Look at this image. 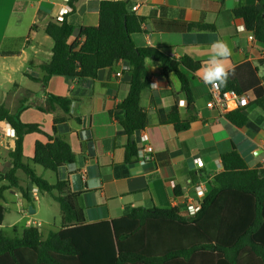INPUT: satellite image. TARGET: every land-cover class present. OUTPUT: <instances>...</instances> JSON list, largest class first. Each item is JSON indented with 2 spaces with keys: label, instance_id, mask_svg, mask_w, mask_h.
<instances>
[{
  "label": "crops",
  "instance_id": "crops-1",
  "mask_svg": "<svg viewBox=\"0 0 264 264\" xmlns=\"http://www.w3.org/2000/svg\"><path fill=\"white\" fill-rule=\"evenodd\" d=\"M10 1L13 8H6ZM101 1L81 0L75 3L74 11H67L68 0H0V16L8 11L6 28L15 19L8 45L13 49H0V105H6L12 112L24 106L21 120L39 124L49 135H54V120L66 117L60 135L71 144L77 161L55 177L57 181L58 177L69 176L72 189L81 192L78 202L85 221L112 220L126 215L133 207L147 210L177 207L182 215H187L188 204L197 202L195 186L203 185L208 188L207 193L211 191L212 178L223 170L221 155L232 150L238 151L250 168L264 173V112L250 107L247 113L250 125L234 126L224 113L207 107L210 86L201 78V69L211 56L210 45L220 39L232 49L226 61L230 68L249 64L258 69L256 77L264 85V44L250 39L244 21L233 14L236 8L252 6L257 0H126L129 12L143 18L142 31L133 36L138 47L159 48L174 59L187 56L202 63L197 72L182 67L194 95L193 114L198 118L188 130L176 133L171 124H161L159 119L167 115L176 101L182 117L189 116L181 83L175 74L165 77L160 62L146 59L151 84L158 81L159 85L151 86L141 95V105L150 117L149 126L133 135L134 139L124 134L123 113L116 110L129 94L130 77L124 61L98 71L93 82L54 76L47 85L33 80L42 79V65L52 57L54 40L45 32L47 23L61 20L69 13L68 21L76 28L96 26ZM192 23L210 25L212 29L189 27ZM250 74L253 78L254 73L246 69L238 77L246 81L250 80ZM19 92L20 97L15 96ZM48 93L71 97V115H65L59 108L52 112L39 110ZM248 94L253 97L252 90ZM12 130L5 121L0 122V169L4 172L11 166L9 153L15 139ZM47 140L44 134L27 135L25 160L33 156L36 141ZM132 142H136L139 150L151 147L153 160L146 166L137 158L129 167V177L118 179L112 166L124 162L126 146ZM94 178L99 181L98 187H90ZM6 185L0 181V187ZM31 199L29 202L16 189L3 191L0 204L5 214L0 229L14 235L34 226L30 219L38 213L36 204L41 199L32 190ZM239 258L257 259V254L244 253Z\"/></svg>",
  "mask_w": 264,
  "mask_h": 264
},
{
  "label": "trees",
  "instance_id": "trees-1",
  "mask_svg": "<svg viewBox=\"0 0 264 264\" xmlns=\"http://www.w3.org/2000/svg\"><path fill=\"white\" fill-rule=\"evenodd\" d=\"M78 1L81 0H68L71 11ZM233 14L244 21L246 31L256 41L264 44V0H257L252 6H240ZM68 16L69 13L45 26V32L54 40L52 57L42 65V79L33 80L47 85L54 76L93 82L98 71L124 61L129 68V94L116 110L123 113L124 134L133 136L149 126V114L141 105V95L151 88L146 69L149 58L162 64L165 77L171 73L178 77L189 113L183 118L176 101L159 122L171 124L180 133L197 120L192 108L194 95L182 67L197 72L202 63L187 56L174 59L159 48L138 47L133 36L142 31L143 18L129 12L126 0H102L96 26L76 28ZM189 27L212 29L210 25L197 23ZM77 29L82 41L75 37ZM246 69L254 74L245 81L238 74ZM257 73L258 69H252L249 64L240 65L226 84L220 86L223 93L236 90L245 95L252 90L253 97L245 108L224 113L236 127L250 125L247 115L250 107L264 112V85ZM71 103V97L48 93L45 105L39 110L52 112L59 108L69 116ZM24 109L21 105L12 112L6 105H0V122L5 121L15 132L14 147L9 153L11 166L7 172H0L1 181L7 183L0 187V198L3 191L17 189L32 202L31 190L36 187L60 206L61 227L45 236L35 225L14 235L1 230L0 264H264V173L250 168L238 151L221 155L223 170L212 178L211 191L196 215H182L177 207L152 210L133 207L122 217L88 223L78 202L81 192L72 189L70 177H58L52 184L35 169L39 166L59 175L61 169L76 163L77 155L71 144L60 135L66 117L54 120V135H49L39 124L21 120ZM32 134H44L48 140L36 141L33 156L27 161L24 140ZM138 152L136 142L128 143L124 162L112 166L116 178L129 177V167L137 161ZM19 172L25 174L28 185L22 184ZM4 214L5 208L0 204V222ZM244 253H256L257 259H240L239 255Z\"/></svg>",
  "mask_w": 264,
  "mask_h": 264
},
{
  "label": "rangeland",
  "instance_id": "rangeland-1",
  "mask_svg": "<svg viewBox=\"0 0 264 264\" xmlns=\"http://www.w3.org/2000/svg\"><path fill=\"white\" fill-rule=\"evenodd\" d=\"M14 6V3L10 1L9 4H6V8ZM9 20L8 18V11L6 10L1 16H0V49H13L11 48V46L9 45V36L11 33V28L14 25V21L15 19H11V22L9 24V28H6V23ZM7 29V30H6ZM21 93H17L15 94V96L20 97ZM75 123V122H74ZM2 169H0V172H4L1 171ZM36 171L39 175L44 176V178H46L47 180H49L51 183L56 181V177L55 174L52 173V171H46L44 170L42 167L37 166L36 167ZM7 172V171H5ZM4 172V173H5ZM18 176L21 178L22 180V184L24 186L28 185V180L25 176L24 173L19 172ZM1 181V179H0ZM17 190V189H16ZM18 192H20L18 190ZM39 197H40V204H36L37 208H38V213L34 216L31 217L30 221H36L41 223V231H42V235L45 236L47 235V231H56L61 227V209L60 206L58 205V203H56L55 201H53L50 197L49 194H43L40 195V193H36ZM26 203V202H25ZM22 224H24L22 222ZM1 230V229H0ZM4 232H6L5 234H9V235H13L12 233L7 232V230L5 229Z\"/></svg>",
  "mask_w": 264,
  "mask_h": 264
},
{
  "label": "built area",
  "instance_id": "built-area-1",
  "mask_svg": "<svg viewBox=\"0 0 264 264\" xmlns=\"http://www.w3.org/2000/svg\"><path fill=\"white\" fill-rule=\"evenodd\" d=\"M67 11H71V7L67 5ZM250 39H254L253 35H250ZM126 70L129 71V68L127 67ZM117 75H120L119 73ZM250 95L245 94L242 95L238 93L236 90H230L227 92H222L220 90V86L218 87H211L210 86V97L209 101L207 103V107L209 109H217L218 111L222 113L231 112L234 110H237L239 108H245L249 104ZM12 133L15 134L14 130H12ZM143 139H146L144 136ZM153 149L151 147H145L138 152V160L142 165H148L153 160ZM194 193L197 196V202L193 203L191 201L188 204L187 211L190 215H196L200 209H201V202L207 195L208 188L204 187L203 185H197L195 186ZM33 193H38V189L36 187L32 188ZM34 225L37 226L39 229H41V223L35 222Z\"/></svg>",
  "mask_w": 264,
  "mask_h": 264
},
{
  "label": "clouds",
  "instance_id": "clouds-1",
  "mask_svg": "<svg viewBox=\"0 0 264 264\" xmlns=\"http://www.w3.org/2000/svg\"><path fill=\"white\" fill-rule=\"evenodd\" d=\"M210 59L202 67V80L205 84L215 88L226 84L231 75H234V69L226 63L232 55V49L224 40H214L210 45ZM159 82H153L151 86H157ZM98 179H93L90 187H98Z\"/></svg>",
  "mask_w": 264,
  "mask_h": 264
},
{
  "label": "water",
  "instance_id": "water-1",
  "mask_svg": "<svg viewBox=\"0 0 264 264\" xmlns=\"http://www.w3.org/2000/svg\"><path fill=\"white\" fill-rule=\"evenodd\" d=\"M134 138H135V136L132 137V139H134Z\"/></svg>",
  "mask_w": 264,
  "mask_h": 264
}]
</instances>
